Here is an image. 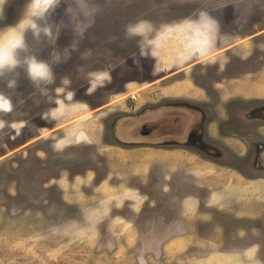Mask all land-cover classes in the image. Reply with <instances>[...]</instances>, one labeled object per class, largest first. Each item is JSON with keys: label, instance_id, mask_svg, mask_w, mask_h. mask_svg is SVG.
<instances>
[{"label": "rangeland", "instance_id": "rangeland-1", "mask_svg": "<svg viewBox=\"0 0 264 264\" xmlns=\"http://www.w3.org/2000/svg\"><path fill=\"white\" fill-rule=\"evenodd\" d=\"M26 3L7 0L0 33ZM140 20L159 37L147 58L125 37ZM49 22L52 39L29 43L54 82L0 80V264H264L251 144L264 143V112L250 119V98L220 89L245 79L264 100V0H61ZM192 22L211 50L181 62L176 26ZM175 99L205 109L200 133L219 155L158 135L191 113Z\"/></svg>", "mask_w": 264, "mask_h": 264}, {"label": "clouds", "instance_id": "clouds-1", "mask_svg": "<svg viewBox=\"0 0 264 264\" xmlns=\"http://www.w3.org/2000/svg\"><path fill=\"white\" fill-rule=\"evenodd\" d=\"M6 2L7 0H0V20L5 19ZM60 2L61 0H27L16 23L8 26L6 32L0 33V80L6 81L8 88L16 86V79L13 77L18 76L21 71L37 87L54 82L53 67L33 53L29 37L37 43H43L42 37L44 40L52 39L53 29L49 21ZM152 33V24L147 20H140L127 25L125 37L129 40L137 38L141 55L147 58L159 38ZM67 58H70V53L65 59ZM53 60L61 62L60 53L57 52ZM63 83L68 84L69 81L64 79ZM10 108L11 100L0 92V109Z\"/></svg>", "mask_w": 264, "mask_h": 264}, {"label": "flooded vegetation", "instance_id": "flooded-vegetation-1", "mask_svg": "<svg viewBox=\"0 0 264 264\" xmlns=\"http://www.w3.org/2000/svg\"><path fill=\"white\" fill-rule=\"evenodd\" d=\"M262 99L263 98H259V97L249 99L253 103V105L251 106L252 108L250 107L247 108L248 110L250 109V111L246 110V112L248 111L247 113H249L248 116L250 117V119L261 118L263 116L262 112H264V100ZM166 104L167 105L171 104L172 106L175 105V106L188 107L190 108L191 113H188L186 115V118L185 115H183L184 113H181V115H183V118L181 116V118L178 120V126H176V128L173 131H165L162 129L159 130L158 131L159 136L164 137L168 135L169 137L168 139L164 138L163 141L167 143L170 142L172 144H176L179 142L190 144L192 146L199 148L200 150H204L205 152L211 151L212 153L215 154L216 151L213 149V146L207 140H205L204 136L201 135L200 133L202 131L201 125L202 123H204V121L206 122V118H207L205 109L200 104L189 103L188 101L182 99H175L169 101V103ZM191 116H192L191 123L189 124V126H186V124L189 123V122L187 123V121L188 119L191 118ZM153 131H154L153 127L145 125V128H140L138 132L141 133L142 136H148ZM117 137L119 140L122 141L131 140L129 138L123 139L120 136H118V134ZM251 144L254 147L253 161L257 162L255 164H252L253 167L259 168L260 170L264 169V143L258 142L255 138L254 140H252Z\"/></svg>", "mask_w": 264, "mask_h": 264}, {"label": "crops", "instance_id": "crops-1", "mask_svg": "<svg viewBox=\"0 0 264 264\" xmlns=\"http://www.w3.org/2000/svg\"><path fill=\"white\" fill-rule=\"evenodd\" d=\"M190 22V21H188ZM201 22V21H200ZM201 24V25H200ZM198 23L199 26L196 27L197 24H195V22H192L190 24H186V25H179L176 26L177 29L175 30L176 32H180L181 35L185 36V33L187 35V42L189 43V45L186 47L185 51H181L180 56L177 58L178 61H183L186 60L187 58H189L191 55L193 54H205L207 53L209 50V46L211 44V38L210 35L206 33V28L207 25L204 23ZM195 26V28L193 27ZM192 57V56H191ZM173 61H177L174 58H172ZM236 78V77H235ZM234 78V79H235ZM238 79V78H236ZM245 79L243 80V82L241 80H235L234 81V85L232 86H228L227 84H220V89L223 90V92L225 94H229L231 95V97H235V96H241V97H248V98H255L256 96H254L255 94L260 93V91H255V92H245L242 91L239 88V85L241 83H244ZM188 91L192 92L194 95L199 96V98L203 97V87L200 84H196L195 87L194 86H190L189 89H187ZM214 122V121H212ZM214 127V126H213ZM212 132L211 134H215L214 128H212ZM254 184V183H253ZM255 185V184H254ZM259 192H255L254 195H261V188L258 187L257 189ZM257 201V200H256Z\"/></svg>", "mask_w": 264, "mask_h": 264}, {"label": "water", "instance_id": "water-1", "mask_svg": "<svg viewBox=\"0 0 264 264\" xmlns=\"http://www.w3.org/2000/svg\"><path fill=\"white\" fill-rule=\"evenodd\" d=\"M211 145L213 146V148L218 149L213 144H211ZM216 151L219 152L218 150H216ZM217 154L219 155L220 153H217Z\"/></svg>", "mask_w": 264, "mask_h": 264}]
</instances>
